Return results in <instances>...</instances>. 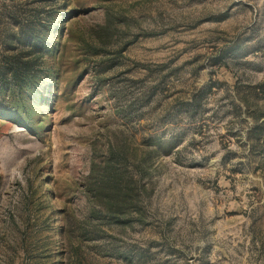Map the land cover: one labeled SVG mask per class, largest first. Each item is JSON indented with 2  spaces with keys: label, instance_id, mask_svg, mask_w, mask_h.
<instances>
[{
  "label": "rangeland",
  "instance_id": "1",
  "mask_svg": "<svg viewBox=\"0 0 264 264\" xmlns=\"http://www.w3.org/2000/svg\"><path fill=\"white\" fill-rule=\"evenodd\" d=\"M0 264H264V0H0Z\"/></svg>",
  "mask_w": 264,
  "mask_h": 264
},
{
  "label": "trees",
  "instance_id": "2",
  "mask_svg": "<svg viewBox=\"0 0 264 264\" xmlns=\"http://www.w3.org/2000/svg\"><path fill=\"white\" fill-rule=\"evenodd\" d=\"M20 72H21L20 69H17V68L13 69V74H14L15 77H19L20 78V76H21Z\"/></svg>",
  "mask_w": 264,
  "mask_h": 264
}]
</instances>
